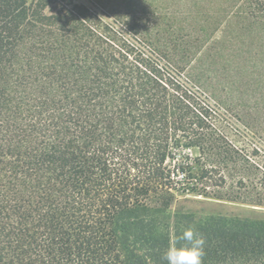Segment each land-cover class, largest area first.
Listing matches in <instances>:
<instances>
[{
  "label": "trees",
  "instance_id": "16d2710c",
  "mask_svg": "<svg viewBox=\"0 0 264 264\" xmlns=\"http://www.w3.org/2000/svg\"><path fill=\"white\" fill-rule=\"evenodd\" d=\"M109 14L0 0V264H264V218L165 213L248 162L213 122L209 47L170 16Z\"/></svg>",
  "mask_w": 264,
  "mask_h": 264
},
{
  "label": "rangeland",
  "instance_id": "374dc122",
  "mask_svg": "<svg viewBox=\"0 0 264 264\" xmlns=\"http://www.w3.org/2000/svg\"><path fill=\"white\" fill-rule=\"evenodd\" d=\"M76 1L107 11L111 18L130 4L142 14L170 16L172 23L191 33L201 50L209 47L201 56L199 72L207 78L205 95L213 104V122L224 141L241 149L250 167L244 168L243 159L220 165L225 179L217 189L220 198L171 191L165 211L169 220L182 213L264 218V28L249 25L245 18L251 0ZM215 160V156L201 157L192 163L193 171Z\"/></svg>",
  "mask_w": 264,
  "mask_h": 264
}]
</instances>
